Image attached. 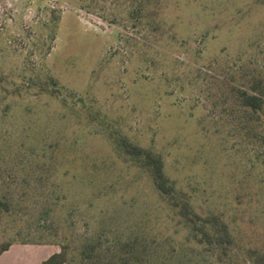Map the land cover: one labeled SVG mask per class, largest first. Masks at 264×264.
Masks as SVG:
<instances>
[{
  "label": "rangeland",
  "instance_id": "rangeland-1",
  "mask_svg": "<svg viewBox=\"0 0 264 264\" xmlns=\"http://www.w3.org/2000/svg\"><path fill=\"white\" fill-rule=\"evenodd\" d=\"M253 81L264 0H0V245L65 246L68 264H87L80 246L98 239L132 244L134 264H251L264 128L224 98ZM123 139L159 154L231 245L194 243Z\"/></svg>",
  "mask_w": 264,
  "mask_h": 264
},
{
  "label": "trees",
  "instance_id": "trees-1",
  "mask_svg": "<svg viewBox=\"0 0 264 264\" xmlns=\"http://www.w3.org/2000/svg\"><path fill=\"white\" fill-rule=\"evenodd\" d=\"M226 95L225 100L232 99L235 106L244 111L247 124L264 128V86L260 84V81L251 82L248 88L233 85ZM241 125L244 128L247 127L246 124ZM119 145L137 167L148 173L155 191L174 210L183 227L189 229L194 243L213 250L231 245L232 237L223 218L218 215L202 216L196 212L186 194L178 191L174 183L165 175L163 160L159 154L131 144L125 139L121 140ZM8 208V202L0 200V211L8 212ZM16 243L10 240L0 245V255ZM19 244L29 243L20 242ZM245 253L251 264H264V249L247 248ZM67 255L65 246H62L60 251L51 255L42 264H68ZM138 255L130 243H124L120 249L116 250L115 247L103 246L99 239L84 241L79 249L80 262L87 264L99 262L103 258L107 259V264H113L110 257L118 260L119 264H134L133 260L137 259Z\"/></svg>",
  "mask_w": 264,
  "mask_h": 264
},
{
  "label": "crops",
  "instance_id": "crops-1",
  "mask_svg": "<svg viewBox=\"0 0 264 264\" xmlns=\"http://www.w3.org/2000/svg\"><path fill=\"white\" fill-rule=\"evenodd\" d=\"M57 252L50 245L16 243L0 255V264H42Z\"/></svg>",
  "mask_w": 264,
  "mask_h": 264
}]
</instances>
